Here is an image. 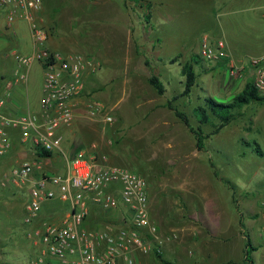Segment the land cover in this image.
<instances>
[{
    "label": "rangeland",
    "instance_id": "374dc122",
    "mask_svg": "<svg viewBox=\"0 0 264 264\" xmlns=\"http://www.w3.org/2000/svg\"><path fill=\"white\" fill-rule=\"evenodd\" d=\"M41 1L43 25L53 32L56 40L66 41L73 52L90 54L95 58L92 53L100 49L99 46L96 42H85L84 38L88 36V29L102 31L103 41L107 36L114 42L111 55L116 56L119 52L123 62L129 58L138 70L132 75L135 90L125 98L123 95L126 93L118 92V97L123 99L116 103V82L122 81L124 70L101 65L87 79L86 102L89 117L102 119L97 121L99 124L103 122L98 125L101 131L97 134L92 129L87 132L88 136H93L91 143L100 141V149L92 150L96 159L102 161L106 156L110 163V155L123 157L115 163L144 175L154 199L158 200L151 205L152 217L161 234L171 236L163 245L162 258L155 253L140 254L141 264H189L191 256V261L199 259L201 254L196 250L191 254V250L195 242L201 243V230L221 239L213 261L240 260L246 243V238L240 233L243 226L238 221L241 210L243 219L247 217L245 231L259 248L255 253L257 260L264 264V156L252 151L255 142L264 150V101H251L245 105L243 115L207 138L206 148L202 151L197 149L189 127L166 105L168 99L176 96L174 104L188 114L193 126H197L199 122L194 108L205 97L212 95L228 102L244 89L253 75L249 58L264 54V0H152L153 16L149 22L144 17L146 9L127 0ZM4 18L5 13L0 12V20ZM0 23L1 32L4 25L3 21ZM17 24L19 28L16 36L9 39V48L0 53V72L14 70L17 65L14 52L27 54L33 49L27 23L19 21ZM126 26L130 27L129 44H126ZM204 37L211 43L223 40L236 63L244 64L249 71L233 75L227 61L214 64L204 60L195 65L198 78L190 96H182L185 81L182 65L193 54H199ZM154 73L160 75L165 83L167 90L164 95H159L148 82V76ZM3 76L7 78V75ZM98 76L100 78L96 79ZM96 80H99L96 87L105 89L107 96H112L110 102L93 96ZM25 86L30 109L36 111L40 108L44 86V69L39 62L31 66ZM93 100L106 106L95 115L89 112V104ZM152 106L154 108L147 112V108ZM107 114L112 116V122L105 120ZM203 128L206 132L213 130L210 124L203 125ZM10 136L13 145V142H18L16 130L11 129ZM16 162L22 164L24 161ZM63 171L62 166L58 173ZM223 178L232 183L223 182ZM22 187L27 193L31 183L27 182ZM235 199L239 200L238 205ZM243 202L254 203L258 216H250V207ZM209 207L212 216L207 215ZM94 223L96 227L106 226L105 222ZM226 231L234 234L229 242L222 239L228 236ZM17 236L23 238L24 244L33 252L14 256L13 259L20 261H15V264H30L38 254V248L33 247L24 232L14 237Z\"/></svg>",
    "mask_w": 264,
    "mask_h": 264
},
{
    "label": "built area",
    "instance_id": "2783aa9c",
    "mask_svg": "<svg viewBox=\"0 0 264 264\" xmlns=\"http://www.w3.org/2000/svg\"><path fill=\"white\" fill-rule=\"evenodd\" d=\"M42 9L41 0H0V12L5 13L3 24L25 21L33 39L30 53L14 52L17 65L13 79L26 80L35 62L44 69L39 113L8 115L4 111L7 96H0V156L12 147V128L18 129L21 139L30 141L35 148L63 152L59 129L74 121L76 99L85 92L88 77L101 66L90 54L51 49L48 42L52 33L38 19ZM199 54L214 64L230 56L223 40L211 43L207 37L203 38ZM230 65L233 75H243L248 70L244 64L231 61ZM249 66L254 87L264 96V55L251 56ZM105 107L101 101L93 100L89 112L95 115ZM105 120L112 122L113 118L107 114ZM92 147L96 149L97 145ZM11 176L17 183H31L24 219L33 226L28 235L33 247L38 248L31 264H141L140 254L162 253L165 241L171 239L161 234L152 217L144 175L108 163L106 156L98 161L95 152L80 149L65 173L45 172L43 164L34 160L14 166ZM55 199L68 203L69 213L62 221H41L43 204ZM97 210L116 213L117 221L104 227L86 226Z\"/></svg>",
    "mask_w": 264,
    "mask_h": 264
},
{
    "label": "crops",
    "instance_id": "0c3cea01",
    "mask_svg": "<svg viewBox=\"0 0 264 264\" xmlns=\"http://www.w3.org/2000/svg\"><path fill=\"white\" fill-rule=\"evenodd\" d=\"M38 19L40 23L44 24V18H43L42 11L38 16ZM0 21H3V20H0ZM18 22L19 21L13 23L10 26H5V24H3L4 30L0 32V53L9 48L10 46L9 39L14 38L16 36L17 28H19V24H17ZM52 23H53V20L50 21V24ZM14 25H15V28H14ZM54 25L56 26L57 22ZM26 26L28 28L29 33L31 34L28 24ZM51 27L54 30V26H51ZM86 29L87 27L85 26V30ZM88 30H89V32H87L88 36L84 38V41L90 44L93 42H96L100 48L94 51L97 53H94V52L92 53V55L96 58V60H98L102 66L110 65L109 68L118 67L119 69L122 68L124 70L121 75L122 81L119 80L118 82H116L117 87L115 89L116 91L115 99L118 98L116 100V103H118L120 100L125 98L128 93H129L128 96H130V93L132 94L133 91L135 90V87L133 88L135 81L132 79V75L135 74L138 70L135 69V67L133 66L129 58H127L123 62L122 58H120L121 55L118 51H117L118 53H116L118 55L116 56L111 55L112 53H110V50L114 47V42H112V39L110 40L106 36L105 41H103L101 37H104V33L102 31H99V30L92 31L91 29H88ZM125 30H126L125 35L127 37L126 44L127 43L129 44L130 27L126 26ZM61 42H62L61 40H56L51 35L49 42H48V46L53 50H58L64 53L73 52V49H71V47L66 41L65 43H61ZM227 51L230 54L229 56L230 58L226 60H222V61L224 62L227 61V64H230L231 61L236 62L235 58L232 56L228 48H227ZM1 57L3 58L4 56H1ZM12 70L13 69H5L0 72V96H7V100H8L7 106L4 109L5 113L8 115H15V116L24 114L27 112L39 113L41 111V103H40V108L38 110L32 111L30 109V104L27 100V96H26L27 91H26L25 82L27 81L28 77L26 80H23V81H15L12 77V72H13ZM29 70H28V73H29ZM141 72L143 73V71ZM3 75H7V78L4 79ZM99 78L100 77L98 76L96 79H99ZM98 81L99 80H96V83L94 84L95 85L94 87L96 90L94 91L93 96H96L97 98L101 100H107V102H110V100H112V96L111 95L107 96L106 93L108 92H105V89H100L96 87V86H99ZM90 89L92 90V88ZM86 90L81 96H78L76 99L77 105L75 107L74 121L70 125L63 126L59 129L58 133L62 138L63 152L56 151V152H52V155L48 157H40L37 154V150L35 146L30 141L24 142L21 139L20 131L16 128H12V130L14 129L17 132L18 142H13L14 145L12 144L10 151L7 152L8 154L6 153L4 156H0V264H15L16 263L15 261L17 260L13 259L14 256L24 255L25 253H28V251L33 252V249H30L24 244L23 238H19L18 236L14 237L16 236L17 233L24 232L25 237L30 239L28 234L32 230V227H33L25 223L24 221L26 213H27L26 204L30 197L31 187L29 188V191L26 193V189H24L25 187L21 188V185L25 183H17L11 176L12 168L14 166L19 165L17 164L16 161H22V160L25 161L24 159H34L43 164V171L52 172V173H58L59 168L63 166L64 171L62 173H65L68 168L69 161L76 155V153L80 149H87L89 152H92V150L94 151L92 145L96 144L97 142H99L98 143L99 145L97 144L98 148H96V150L98 151V149H100L101 147L99 140L95 141L96 143L95 142L91 143L93 136L91 135L88 136L87 134L88 129L90 130L92 129V131H95L96 134L100 132L101 129L98 127V125H100L103 122H100L99 124L98 122L100 120L102 121V119L93 118L92 120V118L89 117L88 105L86 102L87 101ZM91 90L88 91V93H90ZM118 92H122L123 94L126 93V95H123V98L118 97L119 96ZM129 104L131 103L129 102ZM153 108L154 106L147 108L148 109L147 112L151 111V109ZM152 112L154 113V110H152ZM10 132H11V129H10ZM252 151L255 152L254 150ZM122 158L112 157L111 155L108 157V159H110L109 160L110 163L118 164V165H122V164L115 163V162L117 160H121ZM14 162H16L14 166L8 169V167L12 165ZM122 166H125V165H122ZM24 195H26L25 198L23 197ZM149 196H150V206L152 205V203L158 202V200L154 199L155 196H153L150 185H149ZM234 202L237 203L238 205L239 200L235 199ZM244 205L246 207H250V211L252 213V215L250 216H253V217L258 216V213L254 211L255 210V207L253 206L254 203L252 202L244 203ZM69 211H70V207L68 203L62 200L55 199V200L47 201L43 204V209L41 211V221L42 220L52 221V222L62 221L67 216ZM98 212H101V213H98ZM151 212H153L152 208H151ZM240 213L241 215L239 216L238 221L239 220L240 222L243 221L245 224L247 217L243 219L242 210L240 211ZM115 214L116 213L110 212V211L97 210L92 213L91 217L88 219L89 221L87 220L88 223L86 221L85 224L86 226L91 228V227L97 226L94 223V221L105 222L106 224L114 223L115 221H117L116 216H114ZM208 214L212 216L211 207L207 208V215ZM212 220H215V219L213 218ZM39 222L40 221H38L37 223ZM245 228L246 226L244 225L240 233L246 238L245 233L247 232L245 231ZM226 232L228 233V236H224L222 239L226 240L225 242H229L232 240V238H234V234L231 233L232 231L231 232L226 231ZM199 234H201L202 236L201 243L199 244L198 242H195L196 244L195 246H192L191 254L195 253V250H196L197 252H199V254H201V256L199 259H195V260L193 259V261H191V258H193L191 256V258L189 259V264H240L241 262H243L245 258L246 243H245V247L243 248V254L240 260L238 261L227 260V261L216 262V261H213V257L217 254L216 246H218V243L221 241V239L214 238L213 236H211L209 232H206L205 230L199 231ZM215 234L217 236L220 235L219 233H215ZM9 246H13V247H9ZM196 246H198V248ZM193 247H196V248L193 249ZM9 248L11 249L10 251L7 250ZM258 251H259V248L255 246V250L253 251V257H254L255 264H259L257 257L255 255V253H257ZM17 262H20V261H17Z\"/></svg>",
    "mask_w": 264,
    "mask_h": 264
},
{
    "label": "trees",
    "instance_id": "16d2710c",
    "mask_svg": "<svg viewBox=\"0 0 264 264\" xmlns=\"http://www.w3.org/2000/svg\"><path fill=\"white\" fill-rule=\"evenodd\" d=\"M132 1L135 5L145 8L144 17L149 22L153 16V2L152 0H127ZM174 60H177L174 58ZM226 60V59H224ZM204 62L203 57L200 54H193L191 59L186 61L182 65L181 73L185 78L184 90L182 91V96H190L194 86L197 84L198 72L196 71L195 65H199ZM216 64H222L218 62ZM148 82L155 88L159 95H164L166 93V86L160 75L151 74L148 77ZM176 96L168 99L166 105L172 109L175 114L189 127L190 131L194 134L196 139V147L198 150L202 151L206 148V139L219 133L225 126L232 123L234 120L238 119L243 115L242 109L245 105L249 104L251 101H264V96L259 95L254 87L253 80L248 81L244 89L236 94L231 101L223 102L218 100L212 95L204 98L203 102L198 104L194 108V115L198 120L199 124L193 126L189 120L188 114L179 109L175 104ZM212 125L213 130L206 132L203 125ZM37 154L40 157H48L52 155V152L46 151L42 148H36ZM258 155L263 156L264 151L258 142H255V147L253 149ZM225 183H231L228 179H222ZM244 226V222H241ZM246 235V248H245V258L240 264H255L253 251L255 246L247 233ZM157 256L162 258V253H158ZM166 262V260H164ZM234 263V262H233Z\"/></svg>",
    "mask_w": 264,
    "mask_h": 264
}]
</instances>
